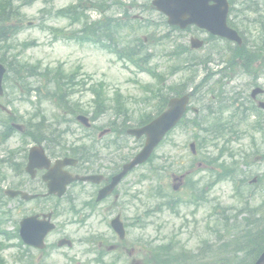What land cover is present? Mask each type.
Here are the masks:
<instances>
[{
	"label": "rangeland",
	"instance_id": "rangeland-1",
	"mask_svg": "<svg viewBox=\"0 0 264 264\" xmlns=\"http://www.w3.org/2000/svg\"><path fill=\"white\" fill-rule=\"evenodd\" d=\"M94 1L99 2L101 0ZM119 1L125 4V8L118 2H115V0H107V5L111 7L107 13L114 16L112 18L113 20L119 23H126V26L128 23L135 24L137 23V20L140 19L149 20L150 24H153H151L152 26L149 28L144 27L145 24H143V27H141L135 35L132 34L131 37L128 38V42H130L131 45L135 44L136 47L140 46L141 48H143V44H146L144 50L148 49L149 53L152 55L150 65L155 68L157 73H163L168 84L187 82L188 88H194L195 83L205 80V86L203 87L204 93H202L203 100L199 101V96L195 102L192 101L194 107H200L201 109V112L198 115V121L201 123L200 127H203V124L206 126L205 121L201 120L202 117L200 116L202 113L203 115L206 114L204 110L208 107H210L211 110H216L217 108V99L213 98V101H210L211 99L208 97L212 95V90L215 93H219L220 86L224 92L223 97L221 98H224L228 104L235 100L234 103H236V101L243 102L248 108L252 106L247 102V98L250 96L253 87L256 86H252L255 79L257 80V83L264 88V70L255 73L256 75H258L259 72L263 73L259 79L258 77H255V75L244 73L242 70H238V74L232 80H229L226 77H221L222 74L215 76L212 75V73L220 72L226 67V64H222V61H220V56L215 55L212 56L214 60L213 64L209 66L212 73L200 70L197 77H195L192 70L170 74L171 67L176 65L174 58L170 57V52L175 47L176 49H180V45L190 47L191 37L205 39L209 35L203 31L192 29L191 32H173L170 34V39L163 40V35H166L171 28L166 24L165 16L158 13L156 10L151 11L152 0ZM76 3L77 0H54L52 3L36 1L31 6L23 8V25L25 28L9 41L11 46H5L4 51H6V55L9 59H12L13 57L18 62L17 65L20 67L19 72L23 74L19 77L24 81L25 86H22L21 80V84L19 83L16 86L17 89L12 88V90L9 91L3 104L6 103L9 105L8 107L11 110L15 108L18 111L17 115L19 118L24 117V119L28 120L34 112V105L31 103L35 102L34 100L36 98L35 97L32 100L28 99L30 97L29 94H54L55 91L49 93L50 89H52L51 86L55 82L57 75H63L59 80L70 81V85H73V89H76L74 95L71 96V86L67 87L66 85H63L62 88L59 89V92L64 96L63 100L65 102L68 101L69 105L73 104V102H79V105L83 110L89 111L90 117L94 115L93 113L95 110V93L90 90H92L94 86H97V84L101 85V91L99 94L102 101L106 102L108 117H114V114L112 113V111H114L112 97L117 90L123 95L127 105L126 107L129 110L130 119L127 121V126L137 127L144 115H157V110H159L157 100H152L151 102L142 101V99L149 95V93L146 94L143 90V84H151L154 86V89H157L159 86V82L148 73L138 70V68L130 64L127 60L117 59L115 55L105 52L93 44H81L74 40H67L64 39L63 34L62 37L55 38L58 35L60 36L61 33L55 34L54 29L64 30L62 31L63 33L73 32L80 29L81 25L75 23L72 24L67 18L58 17L56 15L58 10L68 8ZM126 11L128 12V17H124V12ZM78 13L87 14L91 19L100 18L99 12L96 10L82 11V9H79ZM135 26L137 27L138 25L135 24ZM113 29L114 26L112 25V22L106 21L102 31L106 34L112 32ZM124 30L125 29H123V31ZM258 33L259 29H252V34L255 38L258 37ZM26 42H30V44ZM211 44H214L221 49L225 48V43L221 40H213L211 41ZM211 50V47H206L199 51L190 50L189 57L202 56ZM179 61L180 63L182 62L181 60ZM61 65L63 69L60 70L58 68H60ZM142 65L146 67L144 63ZM42 72H46L49 77H51L52 82L47 81L46 78H41L40 74ZM10 77L16 80L18 76L13 72ZM7 83L8 82H6V85ZM81 84H84L86 87L84 88ZM260 99L264 101V97H260ZM30 101L33 102L30 103ZM41 105L50 121L48 125H52L58 130L60 128H63L65 131L68 130L70 124L66 121L62 124L59 123L61 122V119L56 118L58 110L51 102H46L44 100ZM230 111L232 112L233 108H231ZM233 114L230 115V112L226 114V116H229L227 119L230 121L228 123V128L230 129L226 134L228 140L226 141V138H222L218 147L226 146L227 148H236L248 152L249 156L247 157V160L249 161L250 166L243 167V170H247L246 177L249 184L248 187H246L247 196H252L262 189L261 187H257V183L252 185H250V183L256 177H264V160L262 159V156L264 155V140L258 137L253 140L254 136L252 138L254 132L252 131L251 126L252 121H255L253 116L250 119V123L246 124L244 121H240V113L235 114V117L232 118ZM195 115L191 111L188 113L187 117L189 119H194ZM68 116L69 118H73L72 115ZM3 117L7 119L5 115H3ZM104 121L106 120H101V122ZM119 122L121 124L123 121L120 120ZM123 126L126 125L123 124ZM71 128L76 129L77 134L73 135L71 138L68 134H63V137L61 136L62 142L58 143L61 147H64L62 144L64 139L66 141V136H68L69 145L71 142H78L77 136L81 134L82 130H80L78 125H73ZM195 133L202 136V128L197 129L191 125H188V127L179 126L156 151V160L153 164H158L160 166L165 163V159L167 158V163L172 168L170 170L171 173H168V179L165 178V173L156 172V168H153L154 172L151 174L152 180H147L143 182L142 185H138L137 181L139 179V174L143 172L145 173L148 168H136L126 178L125 184L121 186V189H124L125 185L134 183V187L141 190L138 195L139 201L136 200L135 203L137 208L136 213L141 219V223H134L131 225L129 242L135 249H141V253L137 255L136 252L135 256L136 259H140L142 262L145 259L144 255L147 254V248H149L148 250H153L155 246L163 243L169 244L168 247L172 248V243H176L178 244V251L184 249L188 252H195L196 257L195 261H193L195 264L200 262H206L208 264H241V262L237 261L238 251L236 250L235 243H227L234 242L237 239L238 234L244 232L241 231L242 227L239 226V223L241 219H246L248 214H241V212L245 210L243 209L244 205L238 200V198H234L233 184L231 182L217 184L207 197L209 201L206 199L204 201L201 200L202 203L198 207L195 206V216H192L191 214L193 207L181 209L180 213L182 217L180 219H176V216L168 211L169 206L164 208L165 201L162 198V193L158 188L157 183L159 184V180L164 179L165 182L163 180L161 183L164 182L170 192V190H172L171 175L183 174L185 171L190 170L192 165H194L195 168L196 162L193 161L195 156L191 153L189 148V144L194 142ZM24 140L25 137H20V132L17 131L12 139L4 145H0V160L8 159L9 155L13 154H10L11 151H17L14 152V154H16L14 157L20 160L22 156L18 155V150L24 146L29 149L30 146L33 145L31 144L32 142L24 143ZM122 140L124 142L121 144L125 145L129 152L141 149V141H137V139L133 137H128L123 134ZM59 148L60 147L56 150V152H60L57 155L64 156L60 154H66V150L59 151ZM209 151L211 153H218L217 147L209 146ZM162 159L164 162H162ZM235 161L242 163L240 156H237ZM235 173L238 175L240 174V171L237 170ZM208 177L209 173L204 170L195 174V179H207ZM26 181H28V179L25 175L18 176L14 171L9 169L7 164H5L0 170V187L3 189L11 187L10 185L12 184L19 187ZM31 187H33L32 184H28L27 188L31 189ZM185 192L186 190L183 189L175 193L185 196ZM258 198L260 200L249 198L252 206L259 204L264 200V197L261 195H259ZM2 199L4 200L3 197ZM172 201V199L168 200L169 203ZM144 203H146L145 208L147 210L153 209L154 211L159 208L160 211L153 214L152 217L140 215L138 210H140V207L143 206ZM42 207H45V209H42ZM6 208L11 210V212L8 211L6 215L3 214L7 224L4 230L13 232L15 229L14 222L20 221L23 217L34 213L36 210L52 211L53 208L59 210L60 205H57L53 200H50L48 204H36L33 202L21 204L19 200H13L7 202ZM260 209L263 210V212L256 215V218L263 217L264 219L263 204H260ZM222 212L225 214L222 215ZM9 213L11 214L9 215ZM226 217H238L237 221L228 220V231H235L233 234H230L226 230ZM182 219L189 221L190 224L187 229L180 231L185 225L181 226L183 223ZM217 219L222 221V227L220 230L215 229L217 227ZM66 220H68V218L65 216L59 217L58 215L55 222L61 226L62 222ZM138 221L140 222V220ZM101 222L102 225H100ZM261 224L263 225L262 228L264 230V221H261ZM236 225L238 228H235ZM63 226L64 225H62V227ZM89 226L105 227L103 220H94L89 223ZM80 227L82 226L77 224H67V228L71 229V231H65L69 237L72 236L75 238V242L77 241L72 250H68L67 248L63 250L64 253L70 255V258H66L73 259V261H78L79 258L81 259L82 251H87L83 248V244L79 243L87 232L74 231L76 228ZM215 233H218V236L215 235ZM2 243H5V239L0 237V244ZM13 243H17V240L10 242V244ZM31 252H33L34 255L36 254L32 249ZM206 252L207 257H205ZM18 253L19 250L15 247L7 248L2 252L3 263L1 264H18ZM242 255L244 256L245 252H242ZM71 256L73 258H71ZM66 258H56L53 256L47 258V264H66ZM86 260L87 264L97 263L91 254H86ZM140 260H137V262ZM127 261V259H124L120 264H126ZM22 264L27 263L22 261Z\"/></svg>",
	"mask_w": 264,
	"mask_h": 264
},
{
	"label": "water",
	"instance_id": "water-1",
	"mask_svg": "<svg viewBox=\"0 0 264 264\" xmlns=\"http://www.w3.org/2000/svg\"><path fill=\"white\" fill-rule=\"evenodd\" d=\"M211 1L215 2L214 6H210ZM154 5L159 11L169 17V23L179 26L182 29L189 25L196 24L200 28H205L215 35L226 37L233 41L240 42V39L234 31L227 26L228 5L226 0H156ZM194 47L201 45L194 42ZM3 72L0 69V90ZM179 102H176L167 114L158 122L147 129L150 136L145 154H150L154 147L158 144L161 137L168 129L175 125L181 116L179 110ZM179 110V111H178Z\"/></svg>",
	"mask_w": 264,
	"mask_h": 264
},
{
	"label": "flooded vegetation",
	"instance_id": "flooded-vegetation-1",
	"mask_svg": "<svg viewBox=\"0 0 264 264\" xmlns=\"http://www.w3.org/2000/svg\"><path fill=\"white\" fill-rule=\"evenodd\" d=\"M116 156H112V157H104V160H106L107 162L103 165L105 168V176H104V180L98 184V185H94V184H90V185H86L85 189L82 191V196L87 199V200H90L92 198V194L94 193V190H90L88 189L87 187H91V188H94L95 189V195H96V198L98 196V193L104 188L106 187L108 184H110L111 182V179L113 178L114 176V172L111 173V167L114 166V161L116 160ZM89 159H86V164L84 163V165L82 166V170L83 171H88L89 169ZM101 166V165H100ZM122 195H124V191L122 192ZM112 197H115V198H118V193H116V190L110 195L108 196L105 200H103L100 204H97V207H102V212L103 213H111V215H113V213L115 212V205H106L107 201L112 198ZM87 203H90L91 201H86ZM105 243L103 244H100L99 246H104L106 248L107 251H111V252H116V251H119L120 248H122L123 251L125 252H128L130 255H133L134 254V251H129V248L128 246L124 245V244H117L116 246H111L109 244H107V240H105ZM52 255V254H51ZM41 257L42 258H48L49 255H48V252L46 253H43L41 254Z\"/></svg>",
	"mask_w": 264,
	"mask_h": 264
},
{
	"label": "trees",
	"instance_id": "trees-1",
	"mask_svg": "<svg viewBox=\"0 0 264 264\" xmlns=\"http://www.w3.org/2000/svg\"><path fill=\"white\" fill-rule=\"evenodd\" d=\"M19 14L20 9L14 5V0H0V42L7 41L18 32L19 27L13 26L12 23L13 21L17 20ZM85 30H88L90 34L96 36L99 32V27L95 24L92 27H87ZM3 58L4 57H1V59L4 61ZM167 256L170 259V253ZM162 258L163 255L160 254L159 259Z\"/></svg>",
	"mask_w": 264,
	"mask_h": 264
},
{
	"label": "bare ground",
	"instance_id": "bare-ground-1",
	"mask_svg": "<svg viewBox=\"0 0 264 264\" xmlns=\"http://www.w3.org/2000/svg\"><path fill=\"white\" fill-rule=\"evenodd\" d=\"M200 90V88H199V86H198V84H195V87L194 88H188L187 87V89H186V91H188V92H191V93H195V92H198ZM9 158H15L13 155H9Z\"/></svg>",
	"mask_w": 264,
	"mask_h": 264
}]
</instances>
